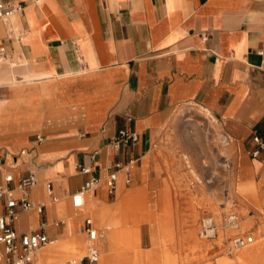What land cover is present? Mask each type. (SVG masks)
I'll use <instances>...</instances> for the list:
<instances>
[{
	"label": "crops",
	"instance_id": "obj_1",
	"mask_svg": "<svg viewBox=\"0 0 264 264\" xmlns=\"http://www.w3.org/2000/svg\"><path fill=\"white\" fill-rule=\"evenodd\" d=\"M0 2L24 6L0 22L10 63L0 62V116L30 115L15 117L14 131L0 125L2 167L14 182L33 173L36 184L15 195L44 208L41 215L20 212L15 231L45 222L42 231L50 245L61 243L62 254L79 239L85 250L90 217L95 264H264V148L251 155L254 135L264 140V0ZM185 105L201 107L218 123L229 139V166L254 200L237 209L255 244L236 255L196 239L199 202L180 201L173 187L145 180L170 114ZM124 125L138 141L109 148ZM94 151L93 174L103 178L107 163L128 168L117 172L113 194L101 185L75 209L70 194L86 179L77 166ZM61 204L64 215L56 208ZM59 219L64 223L54 224Z\"/></svg>",
	"mask_w": 264,
	"mask_h": 264
},
{
	"label": "rangeland",
	"instance_id": "obj_2",
	"mask_svg": "<svg viewBox=\"0 0 264 264\" xmlns=\"http://www.w3.org/2000/svg\"><path fill=\"white\" fill-rule=\"evenodd\" d=\"M4 64L10 67L9 62H4ZM2 74H5L3 78L10 81L16 80L12 73L4 72ZM26 79L25 75L24 81ZM10 108L11 104L8 102L3 111ZM6 114L11 113L6 111L0 116V125L5 126L2 130L8 132L16 130L12 126L17 122V118L28 120L30 116L26 111L19 116L14 114L16 119H14L15 117L8 118L5 116ZM221 133L222 130L215 119L211 114L207 112L205 114L201 107L195 105L178 107L170 114L166 127L159 135L156 159L145 180L152 181L156 185L173 187L176 190L173 195L180 201L199 202L202 209L194 221L196 239L205 242L206 247L216 245L228 249L234 235H245L251 232L248 229L250 224L242 228L245 220L242 221V211L237 208L243 204L255 206V203L249 194H245L247 187L240 185L234 175L233 168L229 166L228 146L222 143ZM56 208L64 215L66 208L63 204L57 205ZM229 213L239 216V220L237 219L236 222L239 224V228L230 235L227 233L230 229L228 227L232 226L227 223ZM205 216L214 218L217 225L216 238L202 239L198 236L200 220ZM67 221L70 222L71 218H68ZM85 242L87 243L86 240ZM94 245L97 248L95 240ZM86 252L87 247L84 251L77 253L75 257L86 254ZM236 253H238L237 250L232 252L234 255ZM67 260L68 258L65 262Z\"/></svg>",
	"mask_w": 264,
	"mask_h": 264
},
{
	"label": "built area",
	"instance_id": "obj_3",
	"mask_svg": "<svg viewBox=\"0 0 264 264\" xmlns=\"http://www.w3.org/2000/svg\"><path fill=\"white\" fill-rule=\"evenodd\" d=\"M38 2V0H35ZM24 6L21 3L12 4L10 2H0V22H5L14 13L22 11ZM9 60V53L4 46H0V62ZM132 120L130 116L125 118L129 123ZM256 143L255 149L251 155L258 156L261 149L264 148V140L257 134L253 137ZM138 141V134L130 127L124 125L117 129L114 136L109 140L108 147L113 150H119L122 146H128ZM221 141L228 145L229 139L222 132ZM97 152L87 153L89 163H81L77 166L79 173L86 176L81 186L70 194V204L75 209H81L84 206V194L88 191L95 190L99 186H104L109 194H113L116 190L117 172L121 169L126 170L128 164L107 163L106 175L101 178L93 174L91 162L95 159ZM5 156L0 148V172L2 177L0 180V201L3 202V213L0 215V264H35V253L37 250L50 242L47 235L42 231L45 222H41L39 228L28 232H17L12 227V222L17 220L18 215L22 211H34L36 214H43V205L30 199L27 194L15 195V190L24 192L36 184V177L33 173L18 178L14 182V176L10 171L3 170ZM14 182V184H13ZM46 191H51L50 182H47ZM236 217L231 214L227 217V223L234 225ZM64 223L63 219L54 221V224ZM84 232L88 243L87 252L83 255L68 259L64 264H95L98 261V250L94 245L96 238V230L93 227L92 219L86 217L84 219ZM217 235V225L212 216H205L200 220L198 236L202 239H212ZM253 243L251 235L236 234L230 241L228 250L230 252L239 250Z\"/></svg>",
	"mask_w": 264,
	"mask_h": 264
},
{
	"label": "bare ground",
	"instance_id": "obj_4",
	"mask_svg": "<svg viewBox=\"0 0 264 264\" xmlns=\"http://www.w3.org/2000/svg\"><path fill=\"white\" fill-rule=\"evenodd\" d=\"M231 214H234V213H229V215H231ZM234 215L236 217V222H237V219L239 220V216L236 215V214H234ZM236 222H235L234 225L228 227V228H230V229H228V232H227L228 235L232 234L235 231V229L239 228V224H236ZM242 227H243V224H242ZM254 242H255V240H254ZM51 243L46 245V246H48L46 249L41 250L42 249L41 248V249L36 251L35 257L37 256V258L39 259L38 260L39 264H63L67 258L70 259L71 257H75V255L77 253H79L81 251H84V248H85L84 242L79 239V241L78 240L75 241L73 246H71L69 248H66L65 251L62 254V245H61V243H59L56 246L50 245ZM253 243H251V244H253ZM251 244H249V245H251ZM249 245H247V246H245L243 248H240L239 250H237V252H240L242 250L248 249L251 246H253V245H251V246H249ZM99 260H100V257L98 258V261ZM224 264H234V263L233 262H225Z\"/></svg>",
	"mask_w": 264,
	"mask_h": 264
}]
</instances>
